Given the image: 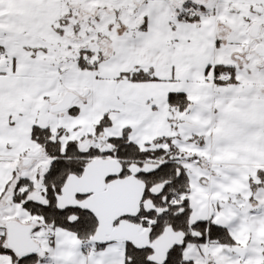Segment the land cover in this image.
Returning <instances> with one entry per match:
<instances>
[{
  "label": "snow or ice",
  "instance_id": "obj_1",
  "mask_svg": "<svg viewBox=\"0 0 264 264\" xmlns=\"http://www.w3.org/2000/svg\"><path fill=\"white\" fill-rule=\"evenodd\" d=\"M0 264H264V0H0Z\"/></svg>",
  "mask_w": 264,
  "mask_h": 264
}]
</instances>
